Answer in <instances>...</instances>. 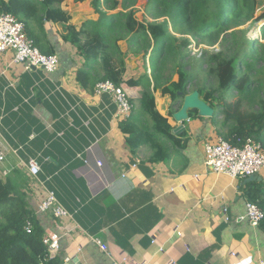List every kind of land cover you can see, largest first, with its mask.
Listing matches in <instances>:
<instances>
[{"label": "crops", "instance_id": "obj_1", "mask_svg": "<svg viewBox=\"0 0 264 264\" xmlns=\"http://www.w3.org/2000/svg\"><path fill=\"white\" fill-rule=\"evenodd\" d=\"M61 8L72 17L69 23H29L44 52L58 56L56 72L27 71L14 62L12 52L0 53V150L5 154L0 175L17 170L30 175L29 202L46 235L62 237L55 256L69 258L66 264H264V227L242 219L250 202L244 179L214 173L205 164V144L220 137L217 122L190 117L183 123L185 130L175 133L180 123L173 115L183 98L174 101L157 90V109L182 143H167L156 163L152 145L140 143L132 150L130 136L115 118L112 97L95 93L101 80L92 84L93 78L105 75L104 57L87 62L76 46L62 39L69 25L77 31L93 28L101 15L92 0H63ZM137 42L130 36L112 45V64L125 67V80L146 76L153 81L154 42L146 56L136 53ZM81 69L90 75L87 88L77 78ZM178 80L174 75L172 81ZM125 89L139 122L144 118L138 111L144 89ZM31 160L41 166L36 178L26 168ZM259 175L262 180L256 183L264 184V172ZM48 191L70 218L37 213ZM93 239L107 245L109 253Z\"/></svg>", "mask_w": 264, "mask_h": 264}, {"label": "trees", "instance_id": "obj_2", "mask_svg": "<svg viewBox=\"0 0 264 264\" xmlns=\"http://www.w3.org/2000/svg\"><path fill=\"white\" fill-rule=\"evenodd\" d=\"M92 1L95 11L101 15V23L79 31L69 25L68 34L62 39L76 46L87 62L92 58L104 57L105 75L100 79L93 78V85L95 80L113 82L127 92L130 100L132 98L125 85L143 87L138 111L144 118L137 122L133 113L130 119L119 124L122 132L130 136L127 142L132 150L135 151L140 143L152 145V162L156 163L161 159L167 143H182L174 136V128L168 119L157 109L154 95L157 90H161L164 95L169 94L174 101L180 98L179 93L199 91L201 98L215 110L213 121L219 125L217 132L220 137L232 145L253 138L262 144L264 150V23L259 30L260 37L256 39H249L246 31L240 29L249 23L253 25L264 22V12L257 16L259 0ZM139 1L147 3L155 20L153 23L144 25L135 17ZM62 2L0 0V14L11 13L24 22L29 37L35 40L39 49L45 54H53L44 52L41 37L31 29L29 23L35 21L41 24L45 20L69 23L72 17L61 8ZM119 7L121 11L109 15V12ZM160 19L164 21L159 22ZM170 25L182 36L196 39L197 45L219 47L218 52L205 54L208 56L205 61L208 78L216 79L215 88H194V77L187 71L189 51H186L191 41L189 38L179 39L174 36L169 30ZM130 36L138 39L136 53L144 52L145 56L154 42V50L158 55L155 56L157 65L153 70V81L146 76L139 80H125V67L118 68L112 64L109 48ZM176 74L179 80L173 82ZM89 76L85 70L78 71L77 78L84 88L91 84ZM229 91L236 93L233 101L226 98ZM189 116L198 117V112L191 110ZM219 118L223 122L217 121ZM31 184L30 175L24 171L17 170L5 177L0 175V264H66L64 256H51L43 242L46 230L29 202ZM243 190L246 198L264 211V184L249 183ZM28 222L32 225L30 232L26 230ZM260 225L264 227V220Z\"/></svg>", "mask_w": 264, "mask_h": 264}, {"label": "built area", "instance_id": "obj_3", "mask_svg": "<svg viewBox=\"0 0 264 264\" xmlns=\"http://www.w3.org/2000/svg\"><path fill=\"white\" fill-rule=\"evenodd\" d=\"M213 52H218L217 46ZM191 55L201 58L205 55V49L197 45L192 40L189 47ZM12 52L14 62L23 65L25 70L40 68L48 73H54L59 68V58L54 54H45L36 45L34 39L30 38L27 31V25L20 21L11 13L0 14V53ZM95 93L107 94L112 97L117 112L115 118L119 121L128 120L133 115V104L127 92L113 82H100L95 87ZM5 160V154L0 150V163ZM98 164L102 166V162ZM205 164L208 169L217 174L227 175L233 179H245L250 175H259L264 172V150L262 144L253 138L242 140L238 145H232L229 141L219 137L216 141H209L205 144ZM33 177H38L41 172V166L38 161L31 160L26 166ZM9 172L4 171V176ZM39 214L51 213L55 219H67L71 217L69 210L59 201L54 192L48 191L44 200L37 209ZM243 220L258 227L264 220V211L259 205L248 202L247 211ZM27 232L32 230L30 222L26 226ZM62 237L58 233H50L44 237V244L51 256H55L61 249ZM93 241L105 252L109 253V247L103 245L100 240ZM70 261L65 259V263ZM113 264H129L126 260L115 261Z\"/></svg>", "mask_w": 264, "mask_h": 264}, {"label": "rangeland", "instance_id": "obj_4", "mask_svg": "<svg viewBox=\"0 0 264 264\" xmlns=\"http://www.w3.org/2000/svg\"><path fill=\"white\" fill-rule=\"evenodd\" d=\"M260 2V9L259 12L257 13V16L261 15L264 12V0H259ZM137 12L135 14V17L137 18V20H139L140 22H146L147 25L149 23H153L155 20L153 19V15L152 13L148 10V5L145 1H139L137 4ZM164 19H160L159 22H163ZM264 22H259L257 24H247L243 27H241L240 29L246 31V35L249 39H256L258 37H260V32L261 31V26L263 25ZM169 30L173 33L174 36H176L179 39H183V38H189L190 41H194L195 44L198 43V41L193 38H191L190 36H182L181 34L177 33L173 27L170 25ZM201 46L205 49V51H208L210 53H212L213 48H210L204 44H201ZM188 72L191 73L192 77H194V88L197 86H200L201 88H203L204 90H212L213 88H215L217 86V81L216 79H214L213 77L208 78V67L205 65V61L207 60L208 56L204 55L201 58H197L191 55V50L187 49L186 53H188ZM157 54V53H156ZM158 55V54H157ZM191 81V80H190ZM228 95H226V98L229 101H233L235 99V95L236 93L231 92L230 91L227 93ZM178 100V99H177ZM176 100V101H177ZM222 118H219L217 121H220ZM223 122V120H221ZM219 128V125H218ZM3 177H5L3 175Z\"/></svg>", "mask_w": 264, "mask_h": 264}, {"label": "water", "instance_id": "obj_5", "mask_svg": "<svg viewBox=\"0 0 264 264\" xmlns=\"http://www.w3.org/2000/svg\"><path fill=\"white\" fill-rule=\"evenodd\" d=\"M179 96L183 98V104L181 109L173 115V119L177 123H180L179 127L175 130V133H180L185 130V125L183 123H187L189 121V112L191 110H196L199 117H214L215 110L201 98L199 91L196 90L190 94L179 93ZM261 180L262 178L260 175H250L244 179V183H255L260 182Z\"/></svg>", "mask_w": 264, "mask_h": 264}, {"label": "clouds", "instance_id": "obj_6", "mask_svg": "<svg viewBox=\"0 0 264 264\" xmlns=\"http://www.w3.org/2000/svg\"><path fill=\"white\" fill-rule=\"evenodd\" d=\"M191 45H192V41H191ZM214 47H215V46H214ZM217 47H218V46H217ZM218 48H219V47H218ZM207 52H208V51H206L205 54H206ZM99 83H100V82H99ZM97 84H98V83H97ZM97 84H96V85H97ZM95 87H96V86H95ZM132 104H133V103H132ZM133 107H134V105H133ZM133 113H134V109H133Z\"/></svg>", "mask_w": 264, "mask_h": 264}]
</instances>
